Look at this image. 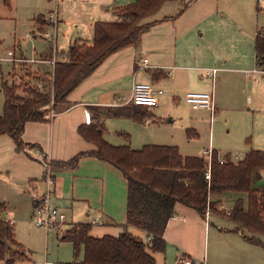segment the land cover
<instances>
[{
    "label": "trees",
    "instance_id": "1",
    "mask_svg": "<svg viewBox=\"0 0 264 264\" xmlns=\"http://www.w3.org/2000/svg\"><path fill=\"white\" fill-rule=\"evenodd\" d=\"M8 2V0H4ZM175 0H135L118 7L117 21H96L90 43L74 41L65 52L66 59L58 60L59 50L46 53L44 61L53 68L47 72L49 83L38 78V84L20 79L18 83L2 79L1 92L4 98L0 115V136L9 135L16 143L17 151L28 144L23 135L30 122H49L53 112L57 115L71 107L67 97L85 78L90 76L110 55L126 47H140L142 36L156 21H147L164 3ZM184 5L174 19L189 6ZM39 16L36 19L38 20ZM257 61L264 71V32L255 38ZM56 56V57H55ZM14 63V62H13ZM92 119L78 127V133L87 142L96 146L91 152H81L68 161H49L52 169L75 168L80 159L94 156L117 168L125 177L127 189V222L119 235H91L90 223H75L63 240L74 244L78 254L84 247L82 264H156L154 253H164V233L167 224L175 215L178 203L194 209L202 218L209 212H217L221 196L227 192L235 196L230 212L219 211L234 223V231L255 245H263L264 237V187L255 181L264 170V151L249 150L242 160L234 162L225 155L220 163L219 153L213 149L211 178H206L208 163L202 156H183L175 145L146 144L133 149L129 144L115 146L104 137V116L125 117L137 123H145L154 115L148 107L128 102L121 106H90ZM126 140L130 134L120 132ZM45 172V176H46ZM44 176V177H45ZM245 194V196H243ZM0 205V260L5 264L29 260L24 246L16 240L15 225L2 217ZM145 232L146 237L135 236L129 227Z\"/></svg>",
    "mask_w": 264,
    "mask_h": 264
},
{
    "label": "crops",
    "instance_id": "2",
    "mask_svg": "<svg viewBox=\"0 0 264 264\" xmlns=\"http://www.w3.org/2000/svg\"><path fill=\"white\" fill-rule=\"evenodd\" d=\"M58 1L63 5L67 0ZM69 1L74 6H80L77 3H82L87 22L85 25L87 24L92 30L96 21H106L110 15L117 16L115 10L118 7L135 2V0ZM187 1L185 0V2ZM189 1L192 2L191 5L182 14L169 20L164 19L175 16L181 9L173 13H163L164 7L169 5V3H182L176 0L164 3L159 12L157 11L153 18L151 16L147 20L149 22L156 21V23L143 34L140 47H126L110 55L90 76L85 78L69 93L67 100L71 103V107L54 115L50 122L48 138H44L43 140L39 134L38 136L35 135L36 128L33 125H37L39 122H30L27 124L23 135L24 143L32 147H41L45 158H49L50 161H68L81 152L96 150L94 144L87 142L78 133V127L89 122L86 115L87 109L90 106H121V103H117L116 100L120 99L122 92L127 90L132 92L133 85L137 82L150 83L162 88L164 90L162 95L167 94L169 98L173 99L177 97V93L180 91L184 92L185 95L190 91L213 92L216 111L223 105L225 100L228 101L235 97V91H237L235 83L239 84L237 83L238 77L243 82L245 81L243 88L240 85V90L243 89L244 94H249L248 87H252L256 82L244 76V72L251 71L249 68L252 63L251 61H253V53L256 64L258 63L255 51V38L258 32L264 31V28L244 31V26L239 21L238 28L242 30L241 33L244 37L243 39L240 37L234 40L237 46L229 53L222 44L224 42L220 40L222 38L220 32L218 30H213L212 32L210 27L215 19L223 23L225 19L220 17H227L226 9L222 7V0H218L217 7H215L213 0ZM236 2L244 4V0H236ZM245 2L248 9L249 2L250 9H254L256 6L258 15L262 14V10L264 11L261 0H245ZM171 7H173L172 4ZM236 14V17H240L241 15L240 12H236ZM43 16L47 19L48 23L41 29L39 22L34 18V27L46 36L49 25L54 22L52 21V15ZM58 18L59 16H57ZM201 26H204L203 30L205 28L209 30V33L210 31L212 32L210 34L211 44H209V47L205 46L207 50L202 46H197L196 38L190 35L195 28H201ZM33 32L35 31L33 30ZM89 32L90 30H87V35ZM79 34H82V32H79ZM238 34L240 35V32ZM201 36L205 37L206 31H203ZM248 36L254 42L252 56H250ZM212 38L216 41H213ZM76 40L78 42L91 41L81 37H78L74 41ZM73 43H70V45ZM241 43L243 48L240 46ZM215 44L216 46H214ZM50 46L47 45L43 52L40 53L38 59L50 51ZM52 50L56 51L58 48ZM144 59H147V68L142 67ZM200 61L206 64V67H203V69L195 64ZM245 65H248V67H244ZM210 68L218 69L214 81L206 75L205 70ZM252 71L257 73L262 70L253 68ZM251 95L252 93H250L249 98H252ZM165 99L166 96L159 99V104L156 107H159ZM203 110L209 112L208 110ZM146 121L148 122L145 123H150L149 120ZM133 123L139 125L135 121ZM141 126L139 125V127ZM129 128L131 134L138 129L135 126ZM194 133L196 134V132ZM106 140L108 139L106 138ZM142 144L146 145V143ZM130 146L132 147V145ZM135 148H138V146H135ZM216 151L218 152V150ZM246 153H244L243 158ZM182 155L187 156L185 154ZM230 157L234 162L243 159L237 157L234 160L232 156ZM16 160L21 162L25 168H32L33 163H38L39 167H41L37 158L33 160L27 158L22 153L14 155V161ZM39 172H41V168H39L36 175L30 176H42V181L46 183L43 168L42 175H38ZM52 173L55 181L54 185L51 186V190L52 195L55 196V204L61 207L70 218L68 219L69 221H66L68 225L65 224L64 228L69 229L75 223H90L92 221L91 214H93V207L100 208L102 213L100 211L98 213L101 218L113 225L114 220L118 217L113 209L117 204L124 208L125 222L122 225L127 222V181L122 173L111 164L97 157L85 155L80 159L77 167L54 169ZM30 178L32 179H30L29 186H32L33 191L35 190L39 193V190H41L43 191L42 194L47 192L46 190L49 187L47 188L48 185L45 186L44 182L41 183L39 181L40 178ZM30 191L28 190L31 194L32 192ZM96 193L98 197H96ZM210 215L211 212L207 214L206 218H202L194 209L178 203L175 208V215L167 224L164 233L167 246L177 249L178 252L181 251L189 257H194V259L203 258L208 264L260 263L258 262V258H256L258 255L257 246L247 242L241 232L234 231L236 228L234 223L229 221L230 224L223 225L219 223L216 225V223L211 221ZM130 228L136 229L134 231L129 230L131 233L136 231L135 234H138L139 237L141 235L142 238L146 237L145 232L141 229L132 226Z\"/></svg>",
    "mask_w": 264,
    "mask_h": 264
},
{
    "label": "rangeland",
    "instance_id": "3",
    "mask_svg": "<svg viewBox=\"0 0 264 264\" xmlns=\"http://www.w3.org/2000/svg\"><path fill=\"white\" fill-rule=\"evenodd\" d=\"M213 1L215 7H217L218 0ZM221 3L223 4L222 7L226 9L227 17H220L225 19L223 23L215 19L210 27L212 32L213 30L220 32L222 35L220 40L224 42L222 43L223 46L231 53L232 49L237 46L234 40L240 37L243 39L244 37L241 33L242 30L238 28V22L240 21L243 24L244 31H253L256 28L263 29L264 11L262 10V14L258 15L256 6L254 9H250L249 2L248 9L245 0L244 4L236 2V0H222ZM77 4H80V6L71 5L69 0L65 1L63 5L58 0H8V2L0 0V115L3 113L4 105V98L1 92L3 78L9 82L15 81L16 83L23 78L32 84H38V82H41L38 78L40 79L41 77L42 80L49 83V77L46 76V73L51 72L53 66L49 62L37 63L31 62V60L38 59L40 53L43 52L47 45H51L49 47L50 51L58 48L59 55L57 59L63 61L66 59L65 52L68 51L70 43H73L75 39L81 37L92 41L93 30L87 24L85 25L87 22L84 6L82 3ZM171 4L173 7H171ZM261 4L264 6V0H261ZM183 5V3L177 2L169 3L162 12L173 13L178 9H182ZM236 12L241 13L240 17H236ZM49 14L52 15L54 23L49 25L45 36L34 27V18ZM57 16H59V22ZM154 16L155 14L152 18ZM107 19L106 21H117L118 17L110 15ZM37 21L41 29L48 23L44 16ZM203 27L195 28L190 35L196 38L197 46L205 48L206 45L209 47V44H211L210 34L212 32L210 31L209 33V30L205 28L203 30ZM87 30H90L89 36L87 35ZM203 31H206L205 37L201 36ZM79 32H82V34H79ZM238 32H240V35ZM247 39L250 56H252L254 42L249 36ZM212 40L216 41L214 38ZM240 46L243 48L242 43ZM205 49L207 50V48ZM9 51H13L16 58H23V61L14 63L8 61ZM43 58L48 57L44 54L42 57L40 56L41 60ZM251 62L249 68L251 71L244 72V76L256 82L252 87H248L249 94H244L243 89L240 90V85L243 88L245 81L243 82L238 77L237 83L239 84L235 83L237 88V91L234 90L236 92L235 97L228 101L225 100L212 117L209 112L203 109L193 110L186 102L184 92L180 91L175 99L169 98L167 94L162 95L160 99L166 96L165 101L159 107L148 109L153 113L154 118H149L150 123L148 124L137 123L142 125L141 127L135 125L129 118L104 116L105 139L107 138V141H110L109 143L115 146L132 145L133 149L136 150L141 149L145 145L142 143L175 145L178 146L182 154L187 156H200L205 150L211 148L218 150L220 157L226 158L225 155L229 154L234 160L237 157L242 159L244 153L249 150L264 151V71L257 73L252 71L253 68L262 70V66L259 63L256 64L254 53L253 61ZM195 64L202 69L206 67V64L201 61ZM244 67H248V65ZM232 83L234 84V82ZM250 93H252V98H249ZM131 94L132 92L129 90L122 92L120 99H117L116 102L125 105ZM86 115L90 122L92 119L90 109H87ZM50 119L52 120L51 117ZM50 122H39V124L33 125L36 128L35 135L38 136L39 134L43 140L48 138ZM132 126L137 127L139 131L135 130L131 134L129 127ZM123 131L130 134V140H126L125 136L120 135V132ZM135 146H138V148H135ZM16 153H22L33 160L37 158L41 167H39L38 163H33L32 168H25L18 160L14 161ZM49 161V158H45L41 147L26 145L22 151H17L16 143L9 135L0 136V205L2 206V215L15 223L16 240L24 246L25 255L29 258V260L17 261L16 264H45L46 261L53 264H82L84 259V247H81L77 254L74 244L68 240H63V236L68 230L67 228L63 227L61 232L48 231L37 226L33 221V196L38 192L33 191L32 186H29L30 179H32L30 177L40 178L39 181L41 183L44 181H42V176L30 175H36L39 168H41V172L38 175H42V168L43 172L53 171L54 169L49 167ZM44 184L47 186V183L44 182ZM255 185L264 187V170L260 171V177L255 181ZM28 190L32 193L30 194ZM42 192L39 190V194H42ZM237 195L239 193H224L220 197L222 203L218 210L230 212L234 198ZM96 197H98L97 193ZM51 202L54 206H57L54 195L51 197ZM59 208L62 210L61 207ZM113 209L118 217L111 225L101 218L98 212L102 210L93 207L92 221L90 222L92 224L91 235L98 237L104 235L117 236L123 232L122 223L125 222L124 208L117 204ZM62 211L64 212V210ZM219 211L211 212V221L216 223V225L219 223L223 225L230 224L227 218L221 215ZM64 213L66 214V212ZM66 216L67 221H69L68 214ZM66 224L68 225V223ZM134 229L130 228L129 230L134 231ZM132 233L138 236V234H135L136 231ZM261 240L264 243V237H261ZM256 246L258 252L256 258H258L259 264H264V246ZM181 253L177 249L166 246L164 253L157 252L153 256L156 264H178L177 259ZM195 259L199 261L198 264L204 261L203 258ZM206 263L208 264V262ZM0 264H5V261L0 260Z\"/></svg>",
    "mask_w": 264,
    "mask_h": 264
},
{
    "label": "built area",
    "instance_id": "4",
    "mask_svg": "<svg viewBox=\"0 0 264 264\" xmlns=\"http://www.w3.org/2000/svg\"><path fill=\"white\" fill-rule=\"evenodd\" d=\"M8 61L11 62H21L23 58H16L13 51L8 52ZM31 62H46L40 59L31 60ZM49 63H55V60L47 61ZM143 68L148 67L147 59H144L142 63ZM206 75L214 81L215 75L218 71L216 68L206 69ZM164 93L162 88L156 87L150 83L137 82L133 85L132 94L128 102H133L136 105L145 106L148 108H154L158 106L160 96ZM186 102L191 106L193 110L205 109L211 113V117L215 114L216 104L213 92L204 91H190L185 96ZM55 114L52 112L51 116ZM148 122V121H146ZM202 157L208 163V170L206 172V178L210 180L211 178V163L213 158V149H207L203 152ZM225 158L220 157V163L225 162ZM45 181L48 185V190L44 194L36 193L33 196V221L34 223L48 231H63V227L66 224L67 216L66 214L57 206H54L51 202L52 190L51 186L54 185V175L52 171L46 173ZM95 223V221H94ZM178 264H198L199 261L189 257L185 253H181L178 256ZM201 264H207L206 261H201ZM45 264H53L52 262H45Z\"/></svg>",
    "mask_w": 264,
    "mask_h": 264
}]
</instances>
